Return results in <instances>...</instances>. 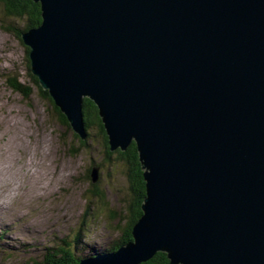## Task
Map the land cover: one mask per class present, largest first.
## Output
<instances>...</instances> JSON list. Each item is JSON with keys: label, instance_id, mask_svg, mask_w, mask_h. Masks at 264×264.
I'll list each match as a JSON object with an SVG mask.
<instances>
[{"label": "water", "instance_id": "obj_1", "mask_svg": "<svg viewBox=\"0 0 264 264\" xmlns=\"http://www.w3.org/2000/svg\"><path fill=\"white\" fill-rule=\"evenodd\" d=\"M33 1L30 72L80 139L94 102L146 182L133 240L79 264H264V0Z\"/></svg>", "mask_w": 264, "mask_h": 264}, {"label": "rangeland", "instance_id": "obj_2", "mask_svg": "<svg viewBox=\"0 0 264 264\" xmlns=\"http://www.w3.org/2000/svg\"><path fill=\"white\" fill-rule=\"evenodd\" d=\"M26 21L0 0V264H41L60 247L93 258L125 237L128 168L108 158L98 127L85 140L66 127L33 83L29 53L14 33ZM9 78L31 87L30 98L14 93Z\"/></svg>", "mask_w": 264, "mask_h": 264}, {"label": "trees", "instance_id": "obj_3", "mask_svg": "<svg viewBox=\"0 0 264 264\" xmlns=\"http://www.w3.org/2000/svg\"><path fill=\"white\" fill-rule=\"evenodd\" d=\"M6 6L7 14L18 17L27 18L25 27L22 31H15V36L22 41L21 35L31 29L39 27L42 23V10L39 3L33 0H3ZM23 43V42H22ZM27 53H29V49ZM34 84L40 89L41 93L44 95L46 100L53 106V108L60 114L63 124L70 129L67 118L60 112V110L54 105L52 99L49 96L48 91L42 90L39 85L38 79L33 75H30ZM8 87L17 94L22 95L24 98L28 99L31 96L32 88L26 84L19 81L17 78L7 79ZM83 120L85 123L86 130L92 128L93 126L98 127L99 135L104 139V144L106 145V154L108 158L112 155L118 156V160L124 162L128 168V175L130 178V186L132 192L131 201V216L130 222L127 226V231L125 237L122 238L116 245H113L108 252H117L119 247L130 243L132 238V229L134 225L142 217V205L144 199L146 198V182L144 179V171L142 169V164L139 159V153L137 145L133 142L126 151L117 150L111 152L109 149L108 138L106 131L104 129L103 123L99 116L98 108L94 102L89 99H84L83 103ZM87 130V131H88ZM86 131V132H87ZM83 142V141H82ZM84 143V142H83ZM77 242V241H76ZM44 261L41 264H79L81 259L75 258L72 252H68L67 249L60 247L58 249H49L47 254L44 256ZM142 264H171L168 255L166 253H157L152 259Z\"/></svg>", "mask_w": 264, "mask_h": 264}]
</instances>
